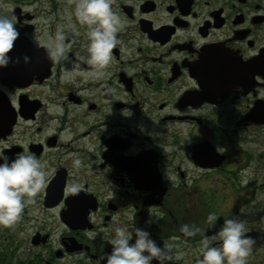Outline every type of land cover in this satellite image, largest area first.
<instances>
[{
	"label": "flooded vegetation",
	"instance_id": "af4514ba",
	"mask_svg": "<svg viewBox=\"0 0 264 264\" xmlns=\"http://www.w3.org/2000/svg\"><path fill=\"white\" fill-rule=\"evenodd\" d=\"M74 3L0 0L22 25L15 62L0 67V145L9 158L26 148L47 172L21 218L0 226V264H103L114 224L132 221L185 253L222 224L218 191L240 189L250 167L263 175L250 143L264 130V0H115L126 23L100 76L80 59ZM58 29L80 35L67 60L51 61L37 42ZM182 223L203 232L185 237Z\"/></svg>",
	"mask_w": 264,
	"mask_h": 264
},
{
	"label": "clouds",
	"instance_id": "9594fccd",
	"mask_svg": "<svg viewBox=\"0 0 264 264\" xmlns=\"http://www.w3.org/2000/svg\"><path fill=\"white\" fill-rule=\"evenodd\" d=\"M115 0H75L73 14L76 21L84 26L87 57L82 60L99 70L104 69L112 60L113 47L119 44L117 33L125 27V21L114 11ZM14 14L0 12V67H6L9 62H15L7 53L13 47V42L20 35ZM78 31L67 38L64 31L58 29L48 41H38L37 46H43L46 57L51 61L67 60ZM25 63L29 57L24 56ZM9 145H0V226L9 227L20 218L23 209L29 203H34L35 197L46 185L47 172L45 163L39 160L26 148L19 154L9 158L3 150ZM73 168L81 166L78 157L72 159ZM78 184H72L68 192L77 193ZM131 219V218H130ZM207 227H216L217 213L210 211L206 215ZM155 222L154 219L147 221ZM179 231L185 237H191L203 230L195 224L182 223ZM244 221L234 216L223 218L222 224L212 235H203L201 239L200 258L196 264H246V258L251 252L254 239L246 235ZM219 241V243H212ZM110 251L102 253L103 264H175L178 259L174 255L172 244L157 243L146 228L114 224L106 241Z\"/></svg>",
	"mask_w": 264,
	"mask_h": 264
},
{
	"label": "rangeland",
	"instance_id": "374dc122",
	"mask_svg": "<svg viewBox=\"0 0 264 264\" xmlns=\"http://www.w3.org/2000/svg\"><path fill=\"white\" fill-rule=\"evenodd\" d=\"M258 137L260 139H258ZM258 137L256 138L257 141L250 143L251 149H253V156H258L264 152V130H260ZM252 140H255V138H252ZM251 164L253 166L258 163L254 160ZM250 168L243 170L239 175L240 177L235 179L237 184L241 181L240 189L236 188V185L233 183V186L226 185V191H218L220 195L224 194L228 196V200L219 202V210H221L219 220L228 216L242 219L247 229L246 235L250 232L252 238L253 231L260 230V234H262L261 240L258 242L257 238H253L254 243L251 252L246 258V264H264V207H262V202L264 200V185H260L262 180H264V162L260 167V172L263 175H256L253 172L250 173ZM249 180H251V186L248 189L247 184ZM219 181L221 183L222 179H219ZM214 186L220 187V184L217 185L215 181ZM213 242L219 243V241ZM183 245L187 249L185 253L175 254V256L178 257L177 260L183 261L184 264H196L197 259L200 258V242L194 244V247L186 242H184Z\"/></svg>",
	"mask_w": 264,
	"mask_h": 264
}]
</instances>
